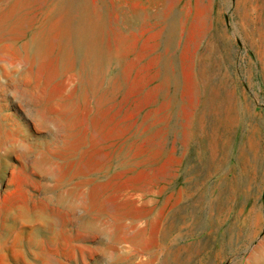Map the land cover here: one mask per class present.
<instances>
[{
  "label": "rangeland",
  "instance_id": "rangeland-1",
  "mask_svg": "<svg viewBox=\"0 0 264 264\" xmlns=\"http://www.w3.org/2000/svg\"><path fill=\"white\" fill-rule=\"evenodd\" d=\"M0 264H264V0H0Z\"/></svg>",
  "mask_w": 264,
  "mask_h": 264
}]
</instances>
